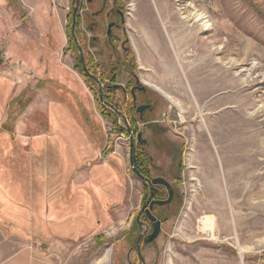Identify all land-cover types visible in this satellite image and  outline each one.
Returning <instances> with one entry per match:
<instances>
[{"label":"rangeland","instance_id":"1","mask_svg":"<svg viewBox=\"0 0 264 264\" xmlns=\"http://www.w3.org/2000/svg\"><path fill=\"white\" fill-rule=\"evenodd\" d=\"M75 1L42 0L41 10L18 8L22 16L0 4V264L21 241L51 264H142L130 252L150 191L131 168L125 121L75 68ZM80 2L76 35L93 73L103 91L136 80L145 87L135 104L119 93L117 107L147 140L135 157L149 179L164 178L174 190L170 205L154 209L162 229L142 248L145 264H264V0H122L124 25L95 17L101 0ZM159 2L167 22L155 11ZM146 4L159 28L142 34L158 52H136L131 42L144 28L139 18L148 20L136 11ZM111 22L120 28L109 46ZM41 92L51 96L46 111ZM145 104L153 109L140 117L136 108ZM70 123L87 144L74 146L80 134L52 135ZM157 196L167 199L166 189ZM54 209L61 222L63 214L76 217L74 234L47 228L45 212L54 221ZM203 218L212 232L204 233Z\"/></svg>","mask_w":264,"mask_h":264},{"label":"crops","instance_id":"2","mask_svg":"<svg viewBox=\"0 0 264 264\" xmlns=\"http://www.w3.org/2000/svg\"><path fill=\"white\" fill-rule=\"evenodd\" d=\"M41 1L42 0H14V5H11V2L10 0H0V4H3L5 3V5L7 6H10L16 13H20L21 16H22V13L24 14V10L26 8H32L34 10H41L42 9V6H41ZM18 2V3H17ZM144 6L147 7V10H142L140 8H144ZM163 6L160 4L157 3V8H155V11L157 12V14L159 16H161V14L166 18V16L168 17V13L164 12ZM18 8H19V11L21 12H18ZM139 9H137V15H139L141 17V15L145 16L148 20L145 21L144 17L143 18H139V20L143 21L141 24L144 28H137V30H135V27H134V30L138 33L140 32L141 34L139 35V38L138 40H135L132 38L131 42L134 43V49L136 52H158V49H157V46H154L153 45V40H151V42H149V38H146L144 37L145 35H143L142 33L143 32H149L150 31V28L152 27V30L155 28V30H157L158 25L156 23V21L154 22L153 20V16L151 14V8H149V6L146 4V5H143L141 6ZM145 9V8H144ZM155 13V12H154ZM21 16L19 18H21ZM27 17V15H26ZM18 18V17H17ZM163 19V17L161 16V20H163L164 22H167L166 19ZM31 27H32V24L30 23L29 24ZM136 26H139V25H136ZM132 27V31L129 30V32H134L133 31V26ZM164 39V38H163ZM157 40V39H156ZM159 41V40H157ZM151 43V44H150ZM132 45V44H131ZM38 99H42L43 100V106H45V111L46 109L48 108V103L52 102L51 100V96H49V94L45 93V92H41L39 93V96L37 97ZM41 102V101H40ZM46 103V104H45ZM34 105V103H33ZM31 106V105H30ZM61 113H62V116H64L63 120L66 118V116L69 118L68 114L65 113V111L62 109L61 110ZM67 118V119H68ZM58 120L62 121V118H58ZM71 124V129L70 130H63L62 128L64 127H60V128H57V130H54L52 134L53 136H60V137H64V136H72L71 134H75V135H81V142H76L74 143V146L77 145V144H80V143H83V144H87L86 141H85V135L83 132L81 133H78L76 134L75 131H78V128H74L73 127V124ZM44 135V134H43ZM42 143V142H41ZM43 145V144H42ZM48 145V144H47ZM47 145H43L45 148H47L46 146ZM57 154H58V151H57ZM74 158H75V161H74ZM79 156L78 154L77 155H74L71 157V161L72 162H75V165H77V163L79 162ZM67 163H70L69 165L73 166V163L70 162L69 159L66 160ZM77 162V163H76ZM59 187H62V186H59ZM49 208L50 205H47L46 206V211L50 210ZM51 214H55L56 213V219L54 221H51L50 220V215L46 214L45 212V215H47L48 219L45 217V215H42L46 218V221L44 220V218L42 217V219L44 220V222L46 223L47 225V228H49L51 231H56V230H60L61 231V234H63V232H67V231H71L72 233L71 234H74V223L73 222L75 220V216L74 215H70L68 216V218H66V214L63 216H61L63 218V222H61V220L59 219V216L60 214L58 213H61L62 214V211L59 212V210H53V212H50ZM54 218V217H53ZM68 219V220H67ZM60 222V223H59ZM61 238H66L64 236H61ZM30 245L29 241H21V247L20 249L13 253L7 260L4 264H51L49 263L48 261H44L42 260L40 257L36 256L33 252H31L29 249H28V246Z\"/></svg>","mask_w":264,"mask_h":264},{"label":"flooded vegetation","instance_id":"3","mask_svg":"<svg viewBox=\"0 0 264 264\" xmlns=\"http://www.w3.org/2000/svg\"><path fill=\"white\" fill-rule=\"evenodd\" d=\"M95 1H98V0H85L86 4H88V5L94 4ZM121 1L122 0H101V5H100L99 11H97L96 13H94L95 17L97 18V17H99L101 15H105L106 18H111V17H114L115 16V17L119 18L120 23L122 25H124L125 24V19H126V13L122 10V7L123 6L121 5ZM75 2L76 3L73 6L74 7L73 8V15H74L75 8L78 7L77 14H76V26H75V35H76V29H77L78 22H79L80 18H83L85 15L82 14L83 13L82 11H80L81 10V7H82V4H81L80 0H79L78 4H77V1H75ZM111 24H114V26L112 28H120V25H117L114 22H111L109 25H111ZM87 27H89L90 32H93L94 30H96L97 24L95 22H93V23L89 22ZM107 32H108V29H107ZM124 33H125V31H124ZM126 35H127V33H126ZM107 36H108V34H107ZM76 37H77V40L79 42V45L81 46V44H80V38L77 35H76ZM72 40H73V38H72ZM73 42H74V40H73ZM94 42H96V40H94ZM112 43H114V41L112 39V33H111V35L107 37V45H109V46L110 45H114ZM128 43H129V39L128 38H125L124 41L122 42V52H124L125 54L126 53H129V49L127 48V44ZM74 44H75V42H74ZM75 46H76V44H75ZM81 48H82V46H81ZM76 49H77V46H76ZM82 50H83V48H82ZM77 51H78V49H77ZM78 55H79V51H78ZM83 55H84L85 67H86V70H87V74H86V72H84V74H86L87 76H89L91 79H93V81H95L98 84V82L94 79V78H96V76H93L92 74H90L89 71H88V69H87L86 59L88 58V56L87 55L85 56L84 51H83ZM79 59H80V55H79ZM80 62H81V59H80ZM102 87H103V85H102ZM142 87L143 86L140 85V82H138V80H136V85H132L131 87H129V85L127 87V86L113 85L112 84L111 85L112 92L108 95V98H110L112 100L113 98H116L119 93H122L125 98H129V96H131L132 97V101H134V104H135L137 94L138 93H144L146 91V89H145V91H139V88H142ZM98 88H99V85H98ZM109 106H112V105L111 104H108V106H107L106 109L109 110L111 114H116ZM142 106H149L150 108L147 109V110H152L153 109L152 108V105H149V104H145V105H142ZM116 110L120 113V111L118 109H116ZM135 113H137V108H136ZM137 114H139V113H137ZM139 115L141 117L143 114H139ZM131 141H133L135 143V151H136V144H139V143L137 142L134 133H133L132 139L129 137V144H131ZM140 146H143V145H140ZM136 153H137V151H136ZM135 160L136 159H135V156H134V161ZM150 194H151V192H150ZM154 199H155V194H154ZM156 200H158V199H156ZM155 207H154V209H155ZM142 208H143V206H142ZM142 208H141V210H140V212H139V214L137 216V219H136V221L138 223L139 236L137 238L136 244L134 245V247L132 248V250H131L130 253H136L138 259L143 264V262H142V260L140 258V255H139V251H138V249H137L136 246H137V244H139L140 251H141V255H142V248L144 246H148V245H145L144 244V241L152 233L153 226H152L151 222L149 221V219L147 218L146 213L144 211L141 212L142 211ZM154 209H153V212H154ZM143 229H144V231H143ZM142 258H143V255H142Z\"/></svg>","mask_w":264,"mask_h":264},{"label":"water","instance_id":"4","mask_svg":"<svg viewBox=\"0 0 264 264\" xmlns=\"http://www.w3.org/2000/svg\"><path fill=\"white\" fill-rule=\"evenodd\" d=\"M78 1L79 0H77V4H78ZM77 10H78V7L75 8L74 15H73V18H72V38H73V40H74V42H75V44L77 46V49L79 51V55H80V59H81V64H82L83 70L87 74V70H86L85 63H84L83 50H82L81 46L79 45V42H78L77 37L75 35ZM113 26H114V24H111V25L108 26V32H107L108 36L111 35V30H112ZM94 79L98 82V85H99L100 101H101V103L103 105H106V102H105L104 96H103V87H102L101 83L99 82V80L97 78H94ZM139 91H145V87L139 88ZM109 107L118 116H121L122 119L125 121V124L127 126V133L129 134V137L132 139L133 132L129 128V124H128L126 118L123 115H121L113 106H109ZM149 108H150L149 106H140V107L137 108V113L143 114ZM136 140H137V142L140 145H146L147 144V140L143 139V133H141V132H139L137 134ZM134 156H135V143L133 141H131V144H130V155H129V161H130V164H131V168H132L133 172L135 173V175L141 181H144L149 186L150 192H151L147 203L143 206L142 211H141V212L144 211L146 213L147 218L149 219V221L151 222V224L153 226L152 233L144 241L145 245H150V244L154 243L158 239V237L160 236V233H161V229H162V222L160 220H158L154 216L153 209H154L155 206L163 207V206L170 205L172 203L173 199H174V190H173L171 184L167 180H165L164 178H161V177L155 178V179L145 178L139 172V170L137 169V167L135 165V161H134ZM159 186L164 187L166 189V191H167V199H165V200H156V199H154V188L155 187H159ZM136 247H137V249L139 251V255H140V258H141L143 264H145V260L142 258V255H141L139 244H137Z\"/></svg>","mask_w":264,"mask_h":264},{"label":"trees","instance_id":"5","mask_svg":"<svg viewBox=\"0 0 264 264\" xmlns=\"http://www.w3.org/2000/svg\"><path fill=\"white\" fill-rule=\"evenodd\" d=\"M11 2V5H14V0H10ZM71 43V47L70 49L75 51L74 54L75 55H78V51L76 49V46L74 44L73 41L70 42ZM76 57V56H75ZM77 58V57H76ZM78 61L76 63V66L75 68L79 71L80 74L83 75V79L85 80V82L87 83V85L90 87L92 93L94 94L95 98L99 100V88H98V85L95 81H93V79H91L89 76H87L86 74H84V70L82 68V64L80 62V59H79V55H78ZM91 59V58H90ZM90 59H86V66H87V69L89 71L90 74H92L93 76L95 75L93 73V69L94 67L92 66V64H90L91 60ZM96 76V75H95ZM96 84V88L94 87V85ZM96 89V90H95ZM112 92L111 90V86L107 85V87H105L104 91H103V96H104V100L106 102V106H108V104H111L113 107H115L116 109H118L117 106H119V102H118V99L117 97L116 98H113L112 100L110 98H108V95ZM100 102L101 104V101H98ZM104 110V108H103ZM90 133V132H89ZM135 165L137 167V169L139 170V172L145 177V178H149L148 176V169L146 168V165H144V162L143 160L142 161H139L140 158H138L137 156L135 157ZM138 159V160H137ZM144 184H146L145 182H143ZM149 189V187H148ZM150 191V189H149ZM154 194H155V199H158V200H161L159 199V197L157 196V192H159V187H155L154 189Z\"/></svg>","mask_w":264,"mask_h":264},{"label":"bare ground","instance_id":"6","mask_svg":"<svg viewBox=\"0 0 264 264\" xmlns=\"http://www.w3.org/2000/svg\"><path fill=\"white\" fill-rule=\"evenodd\" d=\"M194 18L196 19V21H203V17L199 14L195 15ZM203 26H204V29H207V27L209 26L208 22H204ZM177 29L179 31H181V29L184 30L185 27H182L181 25H179V27H178V25H177ZM159 46H160V44H159ZM201 220H202V223L204 225V229H203L204 233H208V231L212 232V230L215 226H213V223L211 222V220H207L206 218H203Z\"/></svg>","mask_w":264,"mask_h":264}]
</instances>
